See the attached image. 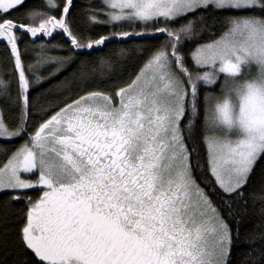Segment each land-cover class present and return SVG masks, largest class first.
I'll list each match as a JSON object with an SVG mask.
<instances>
[{"label": "snow or ice", "instance_id": "1", "mask_svg": "<svg viewBox=\"0 0 264 264\" xmlns=\"http://www.w3.org/2000/svg\"><path fill=\"white\" fill-rule=\"evenodd\" d=\"M0 49V264H264V0H0Z\"/></svg>", "mask_w": 264, "mask_h": 264}, {"label": "trees", "instance_id": "2", "mask_svg": "<svg viewBox=\"0 0 264 264\" xmlns=\"http://www.w3.org/2000/svg\"><path fill=\"white\" fill-rule=\"evenodd\" d=\"M110 47H116V45H112ZM0 52H2V49H0ZM103 53H94L93 55H102ZM23 205H17V208H22Z\"/></svg>", "mask_w": 264, "mask_h": 264}]
</instances>
